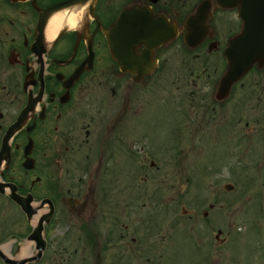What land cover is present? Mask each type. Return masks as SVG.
<instances>
[{"label":"flooded vegetation","instance_id":"obj_1","mask_svg":"<svg viewBox=\"0 0 264 264\" xmlns=\"http://www.w3.org/2000/svg\"><path fill=\"white\" fill-rule=\"evenodd\" d=\"M260 1L0 0V250L7 254L11 245L17 258L42 224L41 238L30 244L34 255L44 239L46 252L28 264H56L46 253L57 221L97 249L80 256L83 263L103 264L117 248L119 264H134L136 247L148 237L133 222L136 211L121 209L128 191L120 183L126 175L131 181L133 168V141L125 139L164 88L187 84L192 91L185 97L218 107L246 86V94L258 87L264 97V68L254 66L227 99H217L229 69L226 50L243 30V14ZM259 100L251 121L264 133ZM190 114L185 128L194 131ZM122 151L127 171L120 169ZM126 211L128 225L120 218ZM217 235L219 247L228 243L223 231Z\"/></svg>","mask_w":264,"mask_h":264},{"label":"rangeland","instance_id":"obj_2","mask_svg":"<svg viewBox=\"0 0 264 264\" xmlns=\"http://www.w3.org/2000/svg\"><path fill=\"white\" fill-rule=\"evenodd\" d=\"M179 87L152 94L136 130L125 139L133 141V174L131 181L127 175L121 180V189L128 191L121 195V209L132 203L133 222L144 224L148 237L139 241L134 264H264V133L261 123L251 121L258 113L257 99L264 98L261 88L254 96L245 93L250 86L239 88L227 105L218 107L185 97L192 91L187 84ZM185 113L197 122L194 131L193 125L185 128ZM193 113H199L198 120ZM127 158L122 151L123 171L129 169ZM226 185L234 191H226ZM129 219L121 215V224L128 225ZM58 223L46 254L55 256L56 264H67L68 256L75 257L73 264H92L80 256L97 255V249ZM5 227L14 228L11 223ZM218 230L228 243L212 249ZM103 256V264L120 262L117 248Z\"/></svg>","mask_w":264,"mask_h":264},{"label":"water","instance_id":"obj_3","mask_svg":"<svg viewBox=\"0 0 264 264\" xmlns=\"http://www.w3.org/2000/svg\"><path fill=\"white\" fill-rule=\"evenodd\" d=\"M246 25L243 34L238 38L236 44L237 50L240 54H233V56H235L232 66L220 84L218 93L219 99L226 98L234 83L239 81L255 63H258L260 67L264 63V22H247ZM232 189L231 186L227 187V190ZM39 231L40 229L36 230L30 237V240L36 238V234L38 235ZM44 247L45 245L42 244L41 248L38 249L41 251ZM0 255L5 259L6 263L17 264L14 261L8 260L2 254ZM25 263L26 261H23L20 264Z\"/></svg>","mask_w":264,"mask_h":264},{"label":"bare ground","instance_id":"obj_4","mask_svg":"<svg viewBox=\"0 0 264 264\" xmlns=\"http://www.w3.org/2000/svg\"><path fill=\"white\" fill-rule=\"evenodd\" d=\"M59 27V18H55V20L51 21L50 22V26H49V29L51 31H55L54 29L58 28ZM29 254H31V250L29 249L28 246H25L23 248V251L21 252V256L24 257V256H28Z\"/></svg>","mask_w":264,"mask_h":264}]
</instances>
